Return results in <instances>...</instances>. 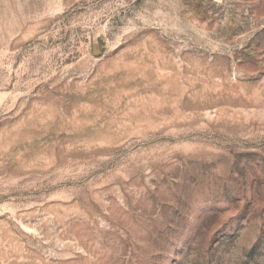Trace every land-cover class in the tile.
I'll return each mask as SVG.
<instances>
[{
  "label": "rangeland",
  "instance_id": "obj_1",
  "mask_svg": "<svg viewBox=\"0 0 264 264\" xmlns=\"http://www.w3.org/2000/svg\"><path fill=\"white\" fill-rule=\"evenodd\" d=\"M0 264H264V0H0Z\"/></svg>",
  "mask_w": 264,
  "mask_h": 264
}]
</instances>
